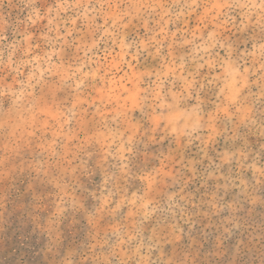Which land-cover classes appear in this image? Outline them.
<instances>
[{
  "label": "rangeland",
  "instance_id": "1",
  "mask_svg": "<svg viewBox=\"0 0 264 264\" xmlns=\"http://www.w3.org/2000/svg\"><path fill=\"white\" fill-rule=\"evenodd\" d=\"M0 264H264V0H0Z\"/></svg>",
  "mask_w": 264,
  "mask_h": 264
}]
</instances>
